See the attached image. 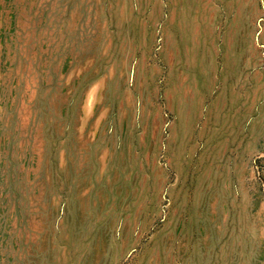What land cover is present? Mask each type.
Segmentation results:
<instances>
[{"label":"rangeland","instance_id":"rangeland-1","mask_svg":"<svg viewBox=\"0 0 264 264\" xmlns=\"http://www.w3.org/2000/svg\"><path fill=\"white\" fill-rule=\"evenodd\" d=\"M232 1L0 0V264H264V0L238 79Z\"/></svg>","mask_w":264,"mask_h":264},{"label":"crops","instance_id":"crops-1","mask_svg":"<svg viewBox=\"0 0 264 264\" xmlns=\"http://www.w3.org/2000/svg\"><path fill=\"white\" fill-rule=\"evenodd\" d=\"M232 2V6L230 3L228 7L230 11L219 12V15L214 13V17H228L219 34L222 43L221 47H223V49L220 47L219 52L222 50L224 59L228 58L230 60L232 71L236 75V79H238L239 74L242 76L243 73H246L253 63L252 58L249 56V51L253 47L252 31L254 25V7L253 0H233ZM205 17V11H198L197 15L189 11L184 20L177 22L176 36L178 38V50L183 53V56L186 55L185 52L188 48L187 44L190 45L191 42L196 41L197 43H203L204 47L208 35L210 41L216 42V40L211 37V32L212 36H215V25L214 27L208 25L207 32ZM172 33H174V31H172ZM204 49L205 48L199 49L198 53ZM237 82L235 84L236 87L222 90L221 99H218V105L221 106L220 116L224 128L229 129L233 122H236V126L234 128L232 126V131L230 133L235 132L234 129L236 128V136L240 137L239 134H245L247 132L244 125L248 120V113L251 112L252 106L247 104V99L245 100L241 97ZM214 105L216 106L215 102ZM247 143H250V147L245 146V150H252L254 141L250 140ZM245 194H248L247 191H245Z\"/></svg>","mask_w":264,"mask_h":264}]
</instances>
